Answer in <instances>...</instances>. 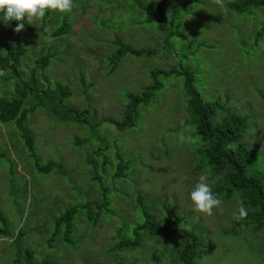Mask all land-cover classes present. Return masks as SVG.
Segmentation results:
<instances>
[{
  "label": "rangeland",
  "instance_id": "1",
  "mask_svg": "<svg viewBox=\"0 0 264 264\" xmlns=\"http://www.w3.org/2000/svg\"><path fill=\"white\" fill-rule=\"evenodd\" d=\"M140 2L156 7V0ZM157 18L154 11L147 20L131 0H74L71 12L48 10L31 23L25 18L19 33L13 31L17 21L0 16V55L6 46L25 50L18 76L27 79L35 69L39 85H45L44 75L50 87L54 82L66 86L61 112L87 109L83 124L61 121L44 106L33 108L25 96L23 126L33 157L14 124L0 123V213L6 223L0 264H179L176 252L185 238L172 222L156 238L140 232L136 248L116 249L118 242L134 240V227L145 215L160 223L168 209L204 239L197 264H264V226L231 224L238 201L222 200L223 212L214 209L212 216L194 210L190 193L199 176L209 173L212 189L224 179L196 151L202 144L188 123L183 76L190 73L203 103L219 102L246 118L240 139L264 178V101L258 95L264 94V37L254 39L264 12L236 15L225 1L221 7L213 0H176L161 22ZM62 21L65 32L50 37ZM117 42L143 52L122 55L110 69L106 59ZM46 54L49 64L37 72L34 62ZM153 84L159 88L137 106L133 126L118 130L127 96ZM14 89L13 79L0 80L1 97H12ZM182 133L195 142L181 141ZM117 155L127 165L125 177H113ZM99 184L107 206L98 210L94 223L77 213L71 246L59 236L47 242L54 219L66 209L101 203ZM93 206H88L92 215Z\"/></svg>",
  "mask_w": 264,
  "mask_h": 264
},
{
  "label": "trees",
  "instance_id": "2",
  "mask_svg": "<svg viewBox=\"0 0 264 264\" xmlns=\"http://www.w3.org/2000/svg\"><path fill=\"white\" fill-rule=\"evenodd\" d=\"M137 8L144 10L147 14V20L151 19L153 12L158 14L159 22L163 11L170 7L176 0H156V7L144 5L140 0H131ZM225 7L236 15H245L250 10H257L264 12V0H224ZM0 16H4L0 13ZM66 23L61 22V25L56 28L50 37L61 36L66 29ZM47 36V35H46ZM264 37V23L258 28L254 34L255 42ZM25 50L19 44L6 46L5 53L0 55V80L13 79L15 81V89L12 97L3 98L0 96V123H12L18 131L19 137L23 141L29 154L33 157L32 141L29 134L23 126L24 114L21 110V104L25 96H29L33 101V108L44 106L49 113L56 119L72 122H84L87 116V109L81 110H66L58 109L62 98L69 95L66 86L54 82L52 87L48 85V81L44 75H40L44 86L36 82L35 73L33 69L29 72L27 79H22L18 76L17 71L20 65V58ZM142 50H134L127 44L120 42L116 43L115 49L110 53L106 59L108 67L113 69L117 61L122 55L130 54L133 56L140 55ZM51 55L39 57L35 60V66L38 68L37 72H41L48 66ZM6 72V73H5ZM169 73H162L163 76ZM157 74H160L157 72ZM184 92H185V107L188 115V123L193 127L194 136L198 138L200 144L197 153L202 157V163L209 167V169L216 176L222 177L224 182L213 190L221 200L243 201L244 206L248 209L246 218L239 221L232 220L231 224L234 227L251 228L252 226H264V178L260 171L257 170L254 163V156L252 150L248 145L241 141L242 133L245 129L246 118L244 116L231 113L224 108L219 102L203 103L198 94L192 88V77L190 73L184 72ZM80 82L82 77L80 74ZM47 83V84H46ZM159 88L158 84L146 87L138 95L127 96V104L124 114L119 123L115 126L118 130L129 128L133 126L136 108L139 104L145 105L152 97V93ZM259 97L264 101V94L258 93ZM43 107V108H44ZM83 124V123H82ZM33 161L35 159L33 158ZM36 169H42L37 166ZM127 169L119 155H117V162L115 165L114 178L125 177V170ZM100 182V178L96 176ZM102 189V200L99 205L93 206L85 203L83 205L73 206L66 209L53 221V231L47 242L54 241L55 237L59 236L62 244L71 246L73 240L71 239L73 230V218L77 213H82L84 217L94 223L95 217L98 215L99 209H106L107 202L105 198V188L99 184ZM88 206H93L97 209L96 213L92 215ZM145 215V213H143ZM172 222L176 225L179 233L185 238L184 245L176 252L177 261L179 264H197L196 261L200 258L199 250L204 248V239L190 231H180L179 224L186 225L185 220L180 217L174 209L165 211V218L160 223L149 220L145 215L144 221L134 227L133 241H120L116 249L122 248H136L141 239L139 233L142 232L144 236L149 239L156 238L164 234L168 229V224ZM187 226V225H186ZM61 229L60 235H57ZM6 233L5 219L0 213V236L4 237ZM225 235H231L227 233ZM55 236V237H54ZM54 237V238H53ZM17 247V246H16ZM25 257L30 258L31 252L25 250ZM42 264H51L48 261H43ZM120 264V263H118Z\"/></svg>",
  "mask_w": 264,
  "mask_h": 264
},
{
  "label": "clouds",
  "instance_id": "3",
  "mask_svg": "<svg viewBox=\"0 0 264 264\" xmlns=\"http://www.w3.org/2000/svg\"><path fill=\"white\" fill-rule=\"evenodd\" d=\"M214 3L223 7L224 0H213ZM74 7V0H0V13L4 14V21H17L14 32H21L25 24V18L31 23L35 19L43 18L48 10H57L61 13L71 12ZM181 141L195 142L191 136L180 135ZM209 173L205 172L198 178V182L190 193V199L194 210L207 216L213 215V210L223 212V201L213 193L209 183ZM218 179V178H217ZM214 182V181H213ZM238 211L233 214V219L239 221L248 215V209L243 201H239ZM180 231H190V226L179 224Z\"/></svg>",
  "mask_w": 264,
  "mask_h": 264
},
{
  "label": "built area",
  "instance_id": "4",
  "mask_svg": "<svg viewBox=\"0 0 264 264\" xmlns=\"http://www.w3.org/2000/svg\"><path fill=\"white\" fill-rule=\"evenodd\" d=\"M0 74H1V71H0Z\"/></svg>",
  "mask_w": 264,
  "mask_h": 264
}]
</instances>
